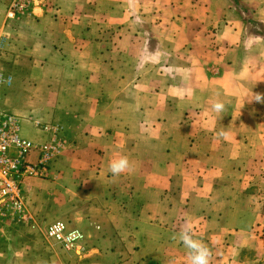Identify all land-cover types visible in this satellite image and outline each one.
Masks as SVG:
<instances>
[{"label": "crops", "instance_id": "obj_1", "mask_svg": "<svg viewBox=\"0 0 264 264\" xmlns=\"http://www.w3.org/2000/svg\"><path fill=\"white\" fill-rule=\"evenodd\" d=\"M14 1L0 0V74L12 85L7 105L23 138L41 144L57 130L61 140L50 176L25 178V200L32 198L31 212L48 213V223L64 216L85 235L81 253L48 260L190 264L173 239L187 227L210 250V264H243L248 249L261 250L251 262L261 264L260 190L242 194L233 178L236 157L220 151L227 142L198 120L217 96L228 101L236 129L249 112L251 93L232 89L264 82V39L247 47L244 66L226 52L250 31L240 10L264 22V0H140L143 19L170 38L171 50L188 54L187 66L133 59L145 34L133 26L134 0H18L22 9L9 17ZM5 90L0 85V109L8 110ZM200 132L212 137L211 152L198 150ZM251 132L260 139L241 142L263 147L264 121ZM120 156L131 169L113 176L108 164Z\"/></svg>", "mask_w": 264, "mask_h": 264}, {"label": "rangeland", "instance_id": "obj_2", "mask_svg": "<svg viewBox=\"0 0 264 264\" xmlns=\"http://www.w3.org/2000/svg\"><path fill=\"white\" fill-rule=\"evenodd\" d=\"M140 5H142L140 0H134V11L136 13V19L133 21V26L136 30L145 32V34L142 35V38L138 42L134 43L135 51L133 59L135 60V58H137V55L139 58L145 59H153L156 56H159V58H162L165 61L174 60V65L181 64L183 66H187L188 54L184 52L176 53L175 50H171L169 48V46L172 47V44H169L170 38L168 39V37L162 36L159 32V29L156 28V26L151 21H146L143 19V15L140 13L143 8H140ZM240 13L242 17H244L246 25L250 27V31L249 33H247L244 44L241 45L240 48H236L235 50L228 49L226 55H228L227 53H229V56H233V58L235 57L237 66H244L247 47H249L250 44H252V42H254L256 38H258V36L259 38L261 37L262 39H264V22L257 18L254 19L253 13L246 9H241ZM145 46L147 47L146 50L143 49ZM158 48L159 50H162V54L159 53ZM178 71H180L182 75H185L184 67H182ZM261 75L264 76V73H261ZM6 89L7 90L3 92V100L5 104L4 107L8 109L6 111L13 112L11 107L7 105V103H12V85L10 84L6 87ZM232 90L240 92L244 91L245 93H251L255 90L257 93L261 94L262 100H264L263 81L257 85H241V89L240 86L234 87ZM248 106L249 112L244 115L243 119H240L238 121L240 125L239 129H236V125L234 126L235 122L230 121L231 117L227 114V112H225L224 115L218 118L216 114L211 111V105L204 106L205 109L202 110L203 118L198 120V127L208 126L209 131L211 129L210 126L216 128V133L210 131V134H216L217 139L227 142V145L225 144L218 149L225 154L229 152L228 155L236 157V162L234 164L238 165L237 170L239 172H237L236 176H233V178L239 180V186L242 194H249L253 191L257 193L256 190L259 189L260 192L255 195V200H260L262 205L264 206V162L258 163V160L256 158L259 157L260 154L264 157V146H261V148L254 150L253 144V147L248 145L249 142L255 144V140L260 139V137L256 136L255 139L252 140L251 137L256 133L251 131H254L257 128V125L260 124V122L262 123L264 121V102L248 101ZM236 107L237 103L236 106H233V108ZM221 127L222 130L220 129ZM242 136H249L250 141L248 142L246 140L245 142H241ZM261 139L264 144V136H262ZM198 142L200 143L198 147L199 151H201L203 154H205L206 152H211L210 144L212 143V137H206V133L200 132L198 134ZM199 154L200 153H198V155ZM197 166H199V163L197 164ZM221 166L224 165L221 164ZM227 167L228 165L223 168L222 172L225 173ZM245 176L246 178H244ZM27 199L28 202L30 201V206H34V204H31L32 198L28 196ZM29 209L27 206V212L29 215L27 221L9 226L0 225V264H56L61 261H57L56 258L55 260L53 258H50V260H48V255L56 256L61 259L63 258V256H66V254H68L65 250L62 249V247L52 241H49L45 237V230L48 224L52 223L55 220L67 219L64 216L53 218L48 223V213H45L43 211L33 213ZM257 251L261 250L248 249L244 251L242 254L243 264H253L254 262H256L254 260V262L251 263L252 258L258 254ZM259 262L261 264L264 263V261H262L261 259Z\"/></svg>", "mask_w": 264, "mask_h": 264}, {"label": "built area", "instance_id": "obj_3", "mask_svg": "<svg viewBox=\"0 0 264 264\" xmlns=\"http://www.w3.org/2000/svg\"><path fill=\"white\" fill-rule=\"evenodd\" d=\"M22 7L20 1H14L9 6L8 16H14ZM10 84L11 77L0 74V85ZM56 131L49 141L33 143L20 135L18 118L0 109V225L9 226L29 218L22 185L28 177L46 179L50 176L51 162L58 157L61 147ZM32 153L37 155L34 161L29 159ZM45 237L66 252L81 253L84 249L85 235L67 226L64 220L50 223Z\"/></svg>", "mask_w": 264, "mask_h": 264}, {"label": "clouds", "instance_id": "obj_4", "mask_svg": "<svg viewBox=\"0 0 264 264\" xmlns=\"http://www.w3.org/2000/svg\"><path fill=\"white\" fill-rule=\"evenodd\" d=\"M159 56H157V59ZM249 101L264 102L261 94H253L246 96ZM228 101L218 98L214 99L211 103V111L219 118L226 112ZM131 169V163L126 156H120L112 159L108 164V171L113 176H118ZM173 239L178 240L187 250V256L190 264H210L211 253L210 250L198 239L194 238L191 234V229L183 228Z\"/></svg>", "mask_w": 264, "mask_h": 264}]
</instances>
